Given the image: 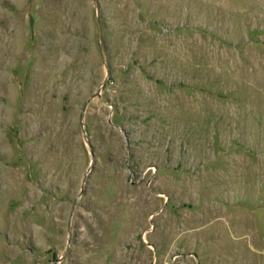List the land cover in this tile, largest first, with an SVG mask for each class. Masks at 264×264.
<instances>
[{"label": "rangeland", "instance_id": "obj_1", "mask_svg": "<svg viewBox=\"0 0 264 264\" xmlns=\"http://www.w3.org/2000/svg\"><path fill=\"white\" fill-rule=\"evenodd\" d=\"M0 264H264V0H0Z\"/></svg>", "mask_w": 264, "mask_h": 264}, {"label": "water", "instance_id": "obj_2", "mask_svg": "<svg viewBox=\"0 0 264 264\" xmlns=\"http://www.w3.org/2000/svg\"><path fill=\"white\" fill-rule=\"evenodd\" d=\"M91 156L94 158L93 149L91 148Z\"/></svg>", "mask_w": 264, "mask_h": 264}]
</instances>
